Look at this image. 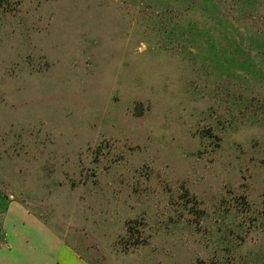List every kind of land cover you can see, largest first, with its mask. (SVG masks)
Here are the masks:
<instances>
[{
	"label": "rangeland",
	"instance_id": "rangeland-1",
	"mask_svg": "<svg viewBox=\"0 0 264 264\" xmlns=\"http://www.w3.org/2000/svg\"><path fill=\"white\" fill-rule=\"evenodd\" d=\"M41 227L95 264H264V0H0L2 259Z\"/></svg>",
	"mask_w": 264,
	"mask_h": 264
},
{
	"label": "crops",
	"instance_id": "crops-1",
	"mask_svg": "<svg viewBox=\"0 0 264 264\" xmlns=\"http://www.w3.org/2000/svg\"><path fill=\"white\" fill-rule=\"evenodd\" d=\"M39 229L41 243L19 247L21 249L15 250L18 260H4L0 253V264H95L75 246L48 233L43 227Z\"/></svg>",
	"mask_w": 264,
	"mask_h": 264
},
{
	"label": "trees",
	"instance_id": "trees-1",
	"mask_svg": "<svg viewBox=\"0 0 264 264\" xmlns=\"http://www.w3.org/2000/svg\"><path fill=\"white\" fill-rule=\"evenodd\" d=\"M130 232V231H129Z\"/></svg>",
	"mask_w": 264,
	"mask_h": 264
}]
</instances>
